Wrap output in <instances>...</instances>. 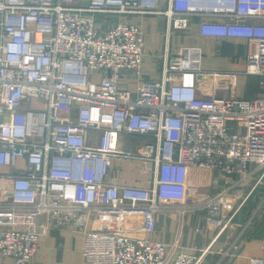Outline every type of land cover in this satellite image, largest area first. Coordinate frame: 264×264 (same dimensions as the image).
<instances>
[{
	"label": "built area",
	"instance_id": "obj_1",
	"mask_svg": "<svg viewBox=\"0 0 264 264\" xmlns=\"http://www.w3.org/2000/svg\"><path fill=\"white\" fill-rule=\"evenodd\" d=\"M165 1L0 0V165L26 161L9 175L7 207L44 214L42 233L50 224L80 230L83 264H201L207 247L175 251L177 240L96 229L91 214L121 218L140 209L148 229L161 198L183 197L190 171L237 173L240 181L260 172L253 187L264 175V95H199L205 79L235 82L237 71L203 69L197 46L180 47L160 79L138 80L132 91L120 78L123 70L139 74L143 30L122 20L101 28L95 20L97 13H153L182 30L197 17L203 37L244 39L243 71L263 76L264 0ZM190 48L198 49L196 58L186 53ZM32 99L45 108L22 107ZM122 132L152 140L141 143L143 151L123 149ZM114 159H141L158 178L150 187L111 183ZM228 188L204 201L208 218ZM39 234L0 232V254L30 264ZM248 264H264V254Z\"/></svg>",
	"mask_w": 264,
	"mask_h": 264
},
{
	"label": "crops",
	"instance_id": "obj_2",
	"mask_svg": "<svg viewBox=\"0 0 264 264\" xmlns=\"http://www.w3.org/2000/svg\"><path fill=\"white\" fill-rule=\"evenodd\" d=\"M165 4V0H160V5ZM95 20L97 27L101 28L122 20L135 23L143 30L145 55L139 74L123 70L120 78L121 84L132 91L136 90L138 80L160 79L168 58L177 54L180 47L197 46L201 48L203 69L237 71L235 82L205 79L198 90L199 95H236L244 98L264 95V75L243 71L248 48L245 40L203 37L198 33L197 17H192L189 27L182 30L171 28L165 16L153 13L112 14L108 17L97 13ZM186 53L192 58L198 56L197 49L190 48ZM40 104L39 100L32 99L22 107ZM88 133L95 134L94 131ZM147 140L152 139L122 132L118 142L120 148L143 151L141 143ZM25 166L24 158H18L14 167L0 165V232L9 228L40 232L37 250L30 264H83V233L80 230L50 224L42 233V225L47 223L44 214L25 209L12 211L7 207L10 200L9 175ZM259 174L257 172L240 181L237 173L225 175L215 170L190 171L183 197L161 198L162 205L155 212L150 228H145L140 209L127 211L121 218L109 211L93 213L90 227L146 236L166 244L177 240L175 251L181 249L192 253L207 247L201 264H248V258L264 254V175L261 183L253 187ZM156 178L158 176L144 169L141 159H114L107 180L114 184L150 187ZM225 185H229L227 194L220 199L218 210L208 218L210 212L208 207L203 206L204 201ZM202 225L205 229L197 231L196 228ZM0 264H14V260L11 256L0 254Z\"/></svg>",
	"mask_w": 264,
	"mask_h": 264
},
{
	"label": "rangeland",
	"instance_id": "obj_3",
	"mask_svg": "<svg viewBox=\"0 0 264 264\" xmlns=\"http://www.w3.org/2000/svg\"><path fill=\"white\" fill-rule=\"evenodd\" d=\"M40 103H41L40 106L36 105V107L39 108V109H44L45 108V102L40 100ZM32 106H34V105H32ZM24 108H28V107H24ZM232 123L235 124V121L232 122ZM123 149H129V148H123Z\"/></svg>",
	"mask_w": 264,
	"mask_h": 264
},
{
	"label": "bare ground",
	"instance_id": "obj_4",
	"mask_svg": "<svg viewBox=\"0 0 264 264\" xmlns=\"http://www.w3.org/2000/svg\"><path fill=\"white\" fill-rule=\"evenodd\" d=\"M189 51H190V49H188ZM188 50H187V52H188ZM193 50H196V49H193ZM198 50V49H197ZM197 52V51H196ZM198 53H199V51H198ZM193 54H195V53H193ZM194 58H196V57H194Z\"/></svg>",
	"mask_w": 264,
	"mask_h": 264
}]
</instances>
